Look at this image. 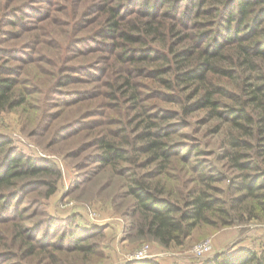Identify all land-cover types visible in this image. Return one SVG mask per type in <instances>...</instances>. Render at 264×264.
Returning <instances> with one entry per match:
<instances>
[{
  "label": "rangeland",
  "instance_id": "obj_1",
  "mask_svg": "<svg viewBox=\"0 0 264 264\" xmlns=\"http://www.w3.org/2000/svg\"><path fill=\"white\" fill-rule=\"evenodd\" d=\"M95 2L0 0V27L6 30L0 29V77L16 80L13 95L0 107V134L24 154L48 162L59 172L52 195L47 197V187L37 186L23 190L15 199V206L24 212L23 218L17 219L18 227H30L24 233L26 240L35 232L33 227L40 226L36 231L40 240H34L33 253H28L27 242L22 243L16 235V224L0 220V264H128L145 259L162 264H202L222 252L243 248L261 252L264 206L251 197L238 200L244 193L237 187L242 171L225 157L224 139L237 129L232 119L226 114L213 117L207 109L184 113L182 103L159 91V77L150 71L132 76L129 65L113 66L107 42L83 39L72 45L98 24L100 12L94 11ZM7 8H13L11 14ZM83 12L93 22L83 20L80 24ZM68 58L75 67H65ZM151 62L145 63L150 70L159 63ZM59 74H69L71 82L60 86ZM128 74L139 84L137 103L121 91L111 98V84ZM224 82L230 89L237 87L234 81ZM189 92H180L182 98ZM223 98L232 102L229 96ZM159 108L172 112L167 121L174 126V153L164 168L142 153L134 171L146 174L165 195L170 192L181 201L189 189L209 187L221 208L209 213L180 244L164 245L137 232L132 197L125 191L126 161L112 166L91 159V153L98 151L92 143L97 134L116 137L123 129L134 134L150 120L160 122L155 114ZM57 172L45 177L55 179ZM204 172L213 179H203ZM71 231L91 248L76 249L69 238ZM63 234L66 237L61 241ZM205 243L211 249L197 251V246Z\"/></svg>",
  "mask_w": 264,
  "mask_h": 264
},
{
  "label": "trees",
  "instance_id": "obj_2",
  "mask_svg": "<svg viewBox=\"0 0 264 264\" xmlns=\"http://www.w3.org/2000/svg\"><path fill=\"white\" fill-rule=\"evenodd\" d=\"M95 3L94 11L100 12L98 24L72 45L83 39L107 42L111 46L112 65H129L127 69L132 76L150 71L156 79L159 77V91L182 103L184 113L207 109L213 117L228 115L237 129L224 139L225 157L242 171L237 187L244 193L238 200L251 197L264 206V0H96ZM84 14L80 24L83 20L87 24L93 22ZM0 29L6 31L4 26ZM70 58L65 62L67 68L75 67ZM155 60L159 63L150 70L146 64ZM129 74L117 77L120 82L111 84V98L118 97L117 92L121 91L137 103L139 84L132 82ZM59 77L60 86L72 79L69 74ZM224 80L236 82L237 87L228 88ZM15 85V78L0 77V107L11 98ZM184 90L190 91L185 99L180 93ZM224 96H229L232 102L224 100ZM165 110L159 108L155 112L160 122L150 120L134 134L124 129L116 137L97 134L92 143L98 151L91 153V159L112 166L128 163L123 166V172H127L125 191L132 197L135 228L139 234L169 245L182 243L209 213L221 208L217 207L219 200L209 192V187L191 188L181 201L178 196H170V192L165 195V190L150 182L146 174L134 171L142 153H148L152 161H159V168L168 166L176 144L171 138L174 126L167 121L172 112ZM251 149L256 152H250ZM55 172L48 162L24 154L0 134V220L10 219L16 224L13 225L16 235L22 238V243L27 242L29 254L33 253L34 240H40L36 234L40 226L35 225V232L26 240L24 233L30 227L24 224L18 227L17 219H22L24 212L15 206V199L23 190L37 186L47 187L46 196L52 195L59 172L55 179L45 175ZM202 176L213 179L206 172ZM69 235L76 249L91 248L75 231ZM2 236L0 233V241ZM65 237L63 234L59 238L63 241ZM128 264L162 263L145 259ZM202 264H264V249L222 252Z\"/></svg>",
  "mask_w": 264,
  "mask_h": 264
},
{
  "label": "built area",
  "instance_id": "obj_3",
  "mask_svg": "<svg viewBox=\"0 0 264 264\" xmlns=\"http://www.w3.org/2000/svg\"><path fill=\"white\" fill-rule=\"evenodd\" d=\"M197 247H198L197 251H199L200 253H203V252L211 249L210 245H208L206 243L205 244H199ZM140 254H143V253L140 252ZM133 259H142V257L141 256H133Z\"/></svg>",
  "mask_w": 264,
  "mask_h": 264
}]
</instances>
